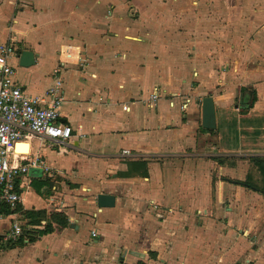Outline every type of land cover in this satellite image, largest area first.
Here are the masks:
<instances>
[{"label": "crops", "instance_id": "1", "mask_svg": "<svg viewBox=\"0 0 264 264\" xmlns=\"http://www.w3.org/2000/svg\"><path fill=\"white\" fill-rule=\"evenodd\" d=\"M1 43L30 96L53 85L65 49L80 61L58 73L70 138L18 143L48 170L19 179L16 210L3 208L0 232L36 235L0 239V264H264L250 160L264 157V0H0ZM24 50L33 65H19Z\"/></svg>", "mask_w": 264, "mask_h": 264}, {"label": "built area", "instance_id": "2", "mask_svg": "<svg viewBox=\"0 0 264 264\" xmlns=\"http://www.w3.org/2000/svg\"><path fill=\"white\" fill-rule=\"evenodd\" d=\"M17 52L11 43L0 44V216L3 208L10 213L16 210L21 200L16 186L19 179L27 178L33 168L48 170L41 157L29 156L28 152L17 153L16 144L28 142L32 136L61 144L70 138L71 127L59 121L64 94L58 73L65 70L67 63L80 61L79 56L65 49L59 66L54 70L56 77L53 85L42 95L30 96L14 81L15 70L9 60L16 57ZM158 99L159 94L154 89L144 101L147 106L153 107ZM127 109V105H122V110ZM24 227L19 223L13 224L10 229L0 232V239L16 241ZM92 235L95 233L92 232Z\"/></svg>", "mask_w": 264, "mask_h": 264}, {"label": "water", "instance_id": "3", "mask_svg": "<svg viewBox=\"0 0 264 264\" xmlns=\"http://www.w3.org/2000/svg\"><path fill=\"white\" fill-rule=\"evenodd\" d=\"M34 64V54L24 50L19 55V65L28 67ZM201 126L205 129L215 128L214 104L212 97H204L201 101ZM95 202L98 208H107L114 205V197L106 194L96 195Z\"/></svg>", "mask_w": 264, "mask_h": 264}, {"label": "trees", "instance_id": "4", "mask_svg": "<svg viewBox=\"0 0 264 264\" xmlns=\"http://www.w3.org/2000/svg\"><path fill=\"white\" fill-rule=\"evenodd\" d=\"M250 160L252 161V163L254 164V165H256L257 167H258V169L260 170V172H261V175L263 176V179H264V157H254V158H250ZM234 182V181H233ZM264 182V181H263ZM235 183H237V184H247L246 182H243V183H240V182H235ZM249 184V183H248ZM246 186V185H245ZM248 186V185H247ZM248 187H250V186H248ZM258 192L263 196V198H264V184H263V187L262 188H259L258 189ZM34 214V212H27L26 213V215L28 216V217H32V215ZM39 214V213H38ZM56 220H57V222H58V224H60V225H64L65 224V218L64 217H62L61 215L59 216V219L58 218H56ZM31 224V223H30ZM26 227V226H25ZM24 227V231H23V233H22V236H25L26 238H27V240H28V242H32V241H34V239H35V235H36V231H34V230H30V227L27 229V228H25ZM51 231V227H50V225L48 224H46V226L43 228V230L40 232V233H42V234H45V233H48V232H50ZM21 236V237H22Z\"/></svg>", "mask_w": 264, "mask_h": 264}, {"label": "bare ground", "instance_id": "5", "mask_svg": "<svg viewBox=\"0 0 264 264\" xmlns=\"http://www.w3.org/2000/svg\"><path fill=\"white\" fill-rule=\"evenodd\" d=\"M17 146H18V143L16 144L15 150H16L17 153H19L18 150H17Z\"/></svg>", "mask_w": 264, "mask_h": 264}, {"label": "rangeland", "instance_id": "6", "mask_svg": "<svg viewBox=\"0 0 264 264\" xmlns=\"http://www.w3.org/2000/svg\"><path fill=\"white\" fill-rule=\"evenodd\" d=\"M19 54V53H18ZM261 184V183H260Z\"/></svg>", "mask_w": 264, "mask_h": 264}]
</instances>
